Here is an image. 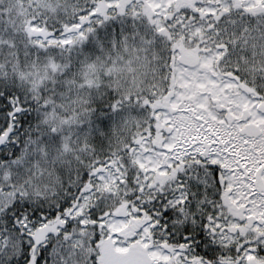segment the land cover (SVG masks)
Returning a JSON list of instances; mask_svg holds the SVG:
<instances>
[{"label":"snow or ice","instance_id":"obj_1","mask_svg":"<svg viewBox=\"0 0 264 264\" xmlns=\"http://www.w3.org/2000/svg\"><path fill=\"white\" fill-rule=\"evenodd\" d=\"M0 264H264V0H0Z\"/></svg>","mask_w":264,"mask_h":264}]
</instances>
